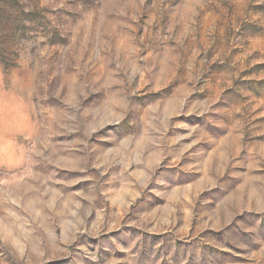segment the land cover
Listing matches in <instances>:
<instances>
[{
    "label": "rangeland",
    "instance_id": "1",
    "mask_svg": "<svg viewBox=\"0 0 264 264\" xmlns=\"http://www.w3.org/2000/svg\"><path fill=\"white\" fill-rule=\"evenodd\" d=\"M18 1L0 264H264V0Z\"/></svg>",
    "mask_w": 264,
    "mask_h": 264
},
{
    "label": "trees",
    "instance_id": "2",
    "mask_svg": "<svg viewBox=\"0 0 264 264\" xmlns=\"http://www.w3.org/2000/svg\"><path fill=\"white\" fill-rule=\"evenodd\" d=\"M16 1L19 3L18 0H0V40L8 38L7 33L11 30V26L9 25L11 20H14L15 22L23 20L22 16L14 15L7 10V5L10 2Z\"/></svg>",
    "mask_w": 264,
    "mask_h": 264
}]
</instances>
